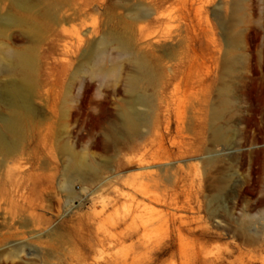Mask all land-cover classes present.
Returning <instances> with one entry per match:
<instances>
[{
	"label": "rangeland",
	"instance_id": "1",
	"mask_svg": "<svg viewBox=\"0 0 264 264\" xmlns=\"http://www.w3.org/2000/svg\"><path fill=\"white\" fill-rule=\"evenodd\" d=\"M0 129V264H264V0H0Z\"/></svg>",
	"mask_w": 264,
	"mask_h": 264
},
{
	"label": "bare ground",
	"instance_id": "2",
	"mask_svg": "<svg viewBox=\"0 0 264 264\" xmlns=\"http://www.w3.org/2000/svg\"><path fill=\"white\" fill-rule=\"evenodd\" d=\"M20 1V0H17ZM23 54V53H22ZM20 55V54H19ZM17 55V63L20 64V66H23L25 68H28L30 66V60L27 56L25 55ZM94 55H96V52H93L91 54L88 55L89 59H92L94 57ZM14 57V56H13ZM16 58V57H15ZM143 77V71L141 66H138L136 73L132 76L131 78V82L129 84V93L133 96V106H129L126 110H124L121 113V126L116 128L115 126V130L114 132H121L123 133V131H126L127 128H132L134 131L136 129H138L139 127V122L141 120L144 119V115L143 114H138L136 108L134 106L138 105V106H143V107H147V99L146 97L139 93V91L137 90V83L140 81V79ZM9 88V87H8ZM6 92V91H4ZM4 95V94H3ZM7 97L8 101H9V105L11 107H15V108H23L25 110H29L30 109V101L29 99L26 97L24 90L22 89L21 86H12L9 88V90L6 92V94L4 95ZM17 115L13 116V117H6L4 118V123H5V128L7 131H14L16 129V124L18 122L17 120ZM142 123V122H141ZM119 134V133H118ZM4 139V132L3 130L0 129V140ZM78 168H76V173L77 174H82L83 173V167L80 168L77 165ZM66 190L68 192L71 191V185H67ZM20 250V249H19ZM15 251V250H14ZM212 264H215L216 261H212Z\"/></svg>",
	"mask_w": 264,
	"mask_h": 264
}]
</instances>
